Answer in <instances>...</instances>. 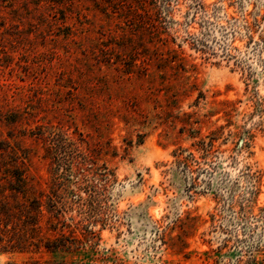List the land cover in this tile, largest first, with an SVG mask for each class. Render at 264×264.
I'll use <instances>...</instances> for the list:
<instances>
[{"label":"rangeland","instance_id":"obj_1","mask_svg":"<svg viewBox=\"0 0 264 264\" xmlns=\"http://www.w3.org/2000/svg\"><path fill=\"white\" fill-rule=\"evenodd\" d=\"M88 150L99 237L0 264H264V0H0V161Z\"/></svg>","mask_w":264,"mask_h":264},{"label":"trees","instance_id":"obj_2","mask_svg":"<svg viewBox=\"0 0 264 264\" xmlns=\"http://www.w3.org/2000/svg\"><path fill=\"white\" fill-rule=\"evenodd\" d=\"M0 171V253H68L99 237L89 224L107 177L91 150L76 155L70 174H51L46 189L33 183L24 163L1 160ZM22 264L68 263L33 257Z\"/></svg>","mask_w":264,"mask_h":264}]
</instances>
